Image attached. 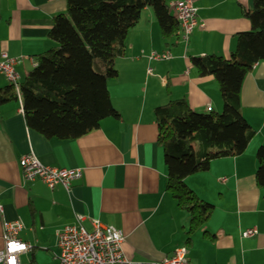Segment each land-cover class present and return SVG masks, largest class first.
Listing matches in <instances>:
<instances>
[{"label": "crops", "instance_id": "crops-1", "mask_svg": "<svg viewBox=\"0 0 264 264\" xmlns=\"http://www.w3.org/2000/svg\"><path fill=\"white\" fill-rule=\"evenodd\" d=\"M172 16V4L164 0ZM202 27L186 39L166 45L152 8L140 12L137 24L115 60L118 76L107 81L117 117L69 141L48 139L26 126L19 99L0 75V251L4 221H19L18 238L31 249L19 256L23 264H60L56 233L72 213L91 231V219L124 235L122 252L131 264H153L186 249L189 264H264V198L254 178L255 154L264 146V61L254 65L241 84L240 113L254 130L246 151L211 161L209 169L187 176L184 184L213 209L203 228L186 243L188 216L166 191L164 151L158 144L154 109L184 99L197 113H220L219 87L211 76L200 77L191 57L216 55L229 59L236 35L250 29L245 13L252 0H191ZM64 0H0V54L16 60L21 82L34 67L35 56L53 44L47 34ZM168 51L171 58L150 61L151 52ZM151 69L148 73L147 70ZM210 107L211 111L206 108ZM32 154L45 166L80 169L66 191L49 189L36 179L24 181L21 157ZM257 229L253 237L242 233Z\"/></svg>", "mask_w": 264, "mask_h": 264}, {"label": "trees", "instance_id": "trees-1", "mask_svg": "<svg viewBox=\"0 0 264 264\" xmlns=\"http://www.w3.org/2000/svg\"><path fill=\"white\" fill-rule=\"evenodd\" d=\"M64 1L65 12L53 17L47 34L53 45L35 56L34 67L19 84L26 126L59 141L79 138L97 129L103 119L117 117L107 81L118 76L114 63L123 55L121 43L143 8H152L166 45L179 39L178 23L164 0ZM245 17L250 29L236 35L229 59L211 54L190 58L200 77L211 76L217 82L221 112H194L184 99L154 109L166 191L188 216V244L213 206L200 200L184 179L207 171L213 160L243 154L255 133L240 113L239 94L245 75L264 61V0H252ZM11 98H18L14 90ZM255 158L254 178L264 198V146Z\"/></svg>", "mask_w": 264, "mask_h": 264}, {"label": "built area", "instance_id": "built-area-1", "mask_svg": "<svg viewBox=\"0 0 264 264\" xmlns=\"http://www.w3.org/2000/svg\"><path fill=\"white\" fill-rule=\"evenodd\" d=\"M175 10V19L178 23V34L186 39L202 23L196 17V8L191 0H177L172 4ZM171 58L168 51L163 53L151 52L150 61H163ZM16 60L7 52L0 54V75L4 76L13 88L20 101L19 79L14 70ZM148 73L151 72L149 68ZM264 107V93L262 96ZM21 108V107H20ZM211 111L210 107L206 108ZM19 166L24 181L40 180L49 189L62 186L66 191L70 189L71 181L81 176L80 169H65L45 166L32 154L20 158ZM85 216L72 213L70 218L63 222V227L56 233V245L59 249L57 259L60 264H131L123 255V233L113 226L102 223L99 219H91V231H86L81 225ZM22 228L19 221H4L2 225L3 250L0 251V264H7L9 256H14L16 264H23L19 256L31 249V246L18 238ZM257 229H247L243 237H253ZM24 244L26 248L14 253L9 252L10 242ZM186 249L177 248L174 253L153 264H189Z\"/></svg>", "mask_w": 264, "mask_h": 264}, {"label": "clouds", "instance_id": "clouds-1", "mask_svg": "<svg viewBox=\"0 0 264 264\" xmlns=\"http://www.w3.org/2000/svg\"><path fill=\"white\" fill-rule=\"evenodd\" d=\"M26 246L24 244L18 243V242H10L9 244V252L14 253L20 250H24ZM7 264H16V259L14 256H9L7 260Z\"/></svg>", "mask_w": 264, "mask_h": 264}]
</instances>
